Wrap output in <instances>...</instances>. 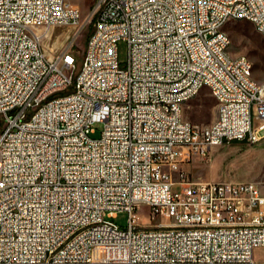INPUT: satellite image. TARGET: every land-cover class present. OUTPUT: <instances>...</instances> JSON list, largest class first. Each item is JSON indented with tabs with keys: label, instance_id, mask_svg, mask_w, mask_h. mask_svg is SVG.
Wrapping results in <instances>:
<instances>
[{
	"label": "built area",
	"instance_id": "obj_1",
	"mask_svg": "<svg viewBox=\"0 0 264 264\" xmlns=\"http://www.w3.org/2000/svg\"><path fill=\"white\" fill-rule=\"evenodd\" d=\"M92 1L79 22L69 0H0V264H255L259 183L181 164L264 135V81L222 29L244 18L264 37V0ZM60 25L74 32L49 59L42 37ZM203 87L214 117L188 121L181 105ZM139 205L160 219L140 222Z\"/></svg>",
	"mask_w": 264,
	"mask_h": 264
},
{
	"label": "rangeland",
	"instance_id": "obj_2",
	"mask_svg": "<svg viewBox=\"0 0 264 264\" xmlns=\"http://www.w3.org/2000/svg\"><path fill=\"white\" fill-rule=\"evenodd\" d=\"M69 2L78 7L79 22L88 16L90 6L93 3L92 0H69ZM91 28L92 23L88 22L73 40L72 46L77 50L76 69L81 59L85 39ZM222 29L230 36V44L227 48L228 53L231 56L245 54L252 62L253 78L257 81H264V37L255 29L252 22L244 18L228 19L223 24ZM73 32L74 28L72 29L66 25L50 27L41 41L45 55L49 59L56 57L61 50V46L69 41ZM125 52V42L117 40L116 53L121 62L125 59ZM214 114L215 99L204 87L181 105L182 117L191 122L207 123L214 117ZM91 127L92 132H88L87 135L91 138H96L101 128V122H92ZM204 164L194 169L192 167V169H188L187 164L185 171L189 177L203 178L207 172V167H212L211 174L214 175L215 180H253L259 183L260 192L264 193V139L254 143L245 140H232L220 144L209 150ZM174 176L175 174L173 173ZM174 189H179V186L174 187ZM147 210L146 205H139L135 209L140 222L152 223L160 219L158 215L149 217ZM109 219L118 227L123 228L126 224V212L118 211ZM254 258L258 264L264 260V248H257Z\"/></svg>",
	"mask_w": 264,
	"mask_h": 264
},
{
	"label": "crops",
	"instance_id": "obj_3",
	"mask_svg": "<svg viewBox=\"0 0 264 264\" xmlns=\"http://www.w3.org/2000/svg\"><path fill=\"white\" fill-rule=\"evenodd\" d=\"M182 116V115H181ZM198 123H200V122H198ZM262 139H264V135L261 137V139L260 140H262ZM216 146H219V145H211L209 148H208V150H207V155H206V157H198V156H192L190 159H189V161H187V162H183L182 164H181V168L185 171L186 169V165H187V168L189 169V168H196V167H198V166H201V165H205L204 164V161H205V159L207 158V156H208V154H209V150H212V149H214V147H216ZM200 160H202V161H200ZM194 161V162H193ZM189 163H191V164H189ZM191 168V169H192ZM207 172H206V174L203 176V178H205V179H208V180H215L214 179V175H212L211 173H212V167H210V168H208L207 167V170H206ZM186 172V171H185ZM187 174V173H186ZM210 175H212V176H210ZM191 178H193V177H191ZM203 178H201V179H203ZM257 248H264V246H256V247H254V249H253V254H252V256H253V260H254V262H255V264H258L257 262H256V259L254 258V256H256V249ZM259 264H264V260H262Z\"/></svg>",
	"mask_w": 264,
	"mask_h": 264
},
{
	"label": "bare ground",
	"instance_id": "obj_4",
	"mask_svg": "<svg viewBox=\"0 0 264 264\" xmlns=\"http://www.w3.org/2000/svg\"><path fill=\"white\" fill-rule=\"evenodd\" d=\"M228 19H236V17H223V19H222V26H223V24L228 20ZM255 27V29L257 30V28H256V26H254ZM259 33H260V31L259 30H257ZM46 33V31L44 32V34ZM43 34V35H44Z\"/></svg>",
	"mask_w": 264,
	"mask_h": 264
}]
</instances>
